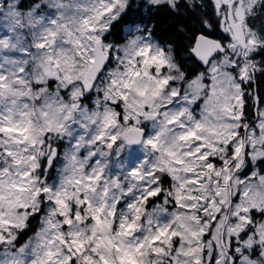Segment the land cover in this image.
Returning a JSON list of instances; mask_svg holds the SVG:
<instances>
[{"label":"snow or ice","instance_id":"snow-or-ice-1","mask_svg":"<svg viewBox=\"0 0 264 264\" xmlns=\"http://www.w3.org/2000/svg\"><path fill=\"white\" fill-rule=\"evenodd\" d=\"M0 264H264V0H0Z\"/></svg>","mask_w":264,"mask_h":264}]
</instances>
